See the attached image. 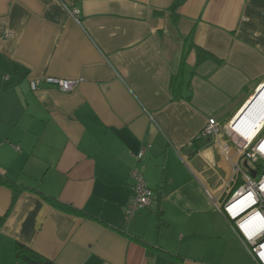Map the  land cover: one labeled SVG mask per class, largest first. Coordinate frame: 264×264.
Segmentation results:
<instances>
[{
	"label": "crops",
	"instance_id": "obj_1",
	"mask_svg": "<svg viewBox=\"0 0 264 264\" xmlns=\"http://www.w3.org/2000/svg\"><path fill=\"white\" fill-rule=\"evenodd\" d=\"M263 82L264 0H0V264H23L16 244L52 264H256L215 202L243 183L226 127ZM134 167L154 200L129 219Z\"/></svg>",
	"mask_w": 264,
	"mask_h": 264
},
{
	"label": "built area",
	"instance_id": "obj_2",
	"mask_svg": "<svg viewBox=\"0 0 264 264\" xmlns=\"http://www.w3.org/2000/svg\"><path fill=\"white\" fill-rule=\"evenodd\" d=\"M41 82L47 86L55 87L62 93L72 91L78 83L76 80L55 77H45ZM39 84V81H31V90L36 91ZM259 87H263L264 90V82ZM235 118L236 116L229 121L226 131L246 165L243 171L240 169L235 171L237 174L241 173L243 183L228 199L224 202H215V205L230 222L256 264H264V123L249 141L239 138L235 140L230 133L233 130L231 127ZM244 118V116L240 117V119ZM219 128L220 125L214 119H208L201 134L202 136L217 137L220 132ZM223 151L228 155L226 146ZM143 153L144 151H140L137 155L138 161L142 159ZM251 169L254 170L257 176L259 175L258 178L252 181L245 179V177L248 178ZM259 171H261L260 174ZM129 180L131 182L132 197L125 213L131 219L139 211L149 208L153 204L154 195L148 189L144 177L137 167L130 170ZM208 196L213 200L210 194Z\"/></svg>",
	"mask_w": 264,
	"mask_h": 264
},
{
	"label": "trees",
	"instance_id": "obj_3",
	"mask_svg": "<svg viewBox=\"0 0 264 264\" xmlns=\"http://www.w3.org/2000/svg\"><path fill=\"white\" fill-rule=\"evenodd\" d=\"M174 6H175V4H174ZM173 9H174V7L172 9H170V12H173ZM198 53H199V55H198L199 60H202L204 58H212L210 55H208L207 53H204L202 51H198ZM0 184L8 185L9 187H12L11 184H9L8 181H6L4 179H0ZM148 189H150V188H148ZM47 201L50 202L51 204L55 205L58 208L65 209V206H63L57 202L50 201V200H47ZM14 254H15L16 259L19 260L20 262H22L23 264H52V262L45 259L44 257L39 255L38 253H36L32 249H30L24 245H21V244L15 245Z\"/></svg>",
	"mask_w": 264,
	"mask_h": 264
},
{
	"label": "bare ground",
	"instance_id": "obj_4",
	"mask_svg": "<svg viewBox=\"0 0 264 264\" xmlns=\"http://www.w3.org/2000/svg\"><path fill=\"white\" fill-rule=\"evenodd\" d=\"M262 93H264L263 88L259 91L258 94L261 95ZM257 115H259V116L255 117V118L251 117L250 119H264V106L260 107V110L257 113ZM241 121H242V119L239 118L235 123L232 124L231 128H233V130L230 133L234 136L235 140H237V138H239V139H246L247 141H249L250 134L253 133L255 130L257 133L259 128L258 129L255 128V126H253L252 123L248 124L246 121H244V122H241ZM256 133L254 135H256Z\"/></svg>",
	"mask_w": 264,
	"mask_h": 264
},
{
	"label": "water",
	"instance_id": "obj_5",
	"mask_svg": "<svg viewBox=\"0 0 264 264\" xmlns=\"http://www.w3.org/2000/svg\"><path fill=\"white\" fill-rule=\"evenodd\" d=\"M263 87H259L257 88L256 92L254 93V95L244 104V106L238 111V113L235 115L236 118L233 119L232 124L235 122V120L239 117L240 114H242L241 116H248L249 111H251L254 103L256 102L257 98L259 97V91L262 89ZM252 179L255 178V173L253 172L251 174Z\"/></svg>",
	"mask_w": 264,
	"mask_h": 264
},
{
	"label": "rangeland",
	"instance_id": "obj_6",
	"mask_svg": "<svg viewBox=\"0 0 264 264\" xmlns=\"http://www.w3.org/2000/svg\"><path fill=\"white\" fill-rule=\"evenodd\" d=\"M214 120H215V119H214ZM219 129H220V128H219ZM220 131H221V130H220ZM219 133H221V132H219ZM231 142H232V141H231ZM233 145L235 146V144H233ZM253 172H254V170L251 169V173L248 174V178L245 177V179H249V180L252 181L253 179H252V177H251V174H252ZM254 173H255V172H254ZM260 173H261V171H259V174H260ZM258 177H259V175L257 176V175L255 174V178H254V179H256V178H258Z\"/></svg>",
	"mask_w": 264,
	"mask_h": 264
},
{
	"label": "clouds",
	"instance_id": "obj_7",
	"mask_svg": "<svg viewBox=\"0 0 264 264\" xmlns=\"http://www.w3.org/2000/svg\"><path fill=\"white\" fill-rule=\"evenodd\" d=\"M260 95V94H259ZM245 117V116H244Z\"/></svg>",
	"mask_w": 264,
	"mask_h": 264
}]
</instances>
